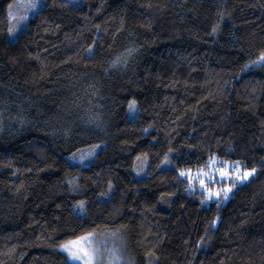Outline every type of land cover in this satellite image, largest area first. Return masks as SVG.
Segmentation results:
<instances>
[{"label": "trees", "instance_id": "1", "mask_svg": "<svg viewBox=\"0 0 264 264\" xmlns=\"http://www.w3.org/2000/svg\"><path fill=\"white\" fill-rule=\"evenodd\" d=\"M13 1L0 264H74L82 237L118 264H264V0H44L8 40ZM229 164L252 173L202 175Z\"/></svg>", "mask_w": 264, "mask_h": 264}, {"label": "rangeland", "instance_id": "2", "mask_svg": "<svg viewBox=\"0 0 264 264\" xmlns=\"http://www.w3.org/2000/svg\"><path fill=\"white\" fill-rule=\"evenodd\" d=\"M74 4H79L82 0H68ZM44 0H14L12 4L8 7V40H14L18 33L25 28L27 19L32 16L42 5ZM130 116L133 114L130 112ZM101 145H92L88 149L77 155H74L70 159V163L73 165L83 164L85 161H90L95 153L100 149ZM146 160L141 159L134 167V173L137 178L143 176ZM251 170H244L239 164H229L224 166H219L217 171H211L208 174H202L204 178L209 179V176H216V178L225 179H236L237 181H245L250 174ZM247 174V175H245ZM80 241V243L69 249H65L64 245L69 244L72 241L63 243L60 245L59 249L65 253L68 260L74 264H118V259L112 251V249H106L105 251H100L96 247V243L93 241L92 246L86 244H81L83 241L80 239L74 240ZM73 253H77L79 258L74 259ZM87 253V254H85Z\"/></svg>", "mask_w": 264, "mask_h": 264}, {"label": "snow or ice", "instance_id": "3", "mask_svg": "<svg viewBox=\"0 0 264 264\" xmlns=\"http://www.w3.org/2000/svg\"><path fill=\"white\" fill-rule=\"evenodd\" d=\"M182 175H183V173H182ZM245 175H247V174H245ZM86 239H87V237H82L81 238V240H86ZM79 243H80V241H72V242H70V245L69 244L64 245V248L65 249H69L70 247H74V246L78 245ZM85 254H87V253H85ZM73 258L74 259L79 258L78 254L77 253H73Z\"/></svg>", "mask_w": 264, "mask_h": 264}]
</instances>
